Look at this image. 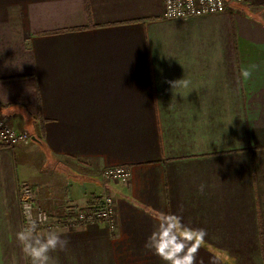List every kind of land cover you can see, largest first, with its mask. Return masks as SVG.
<instances>
[{
	"label": "crops",
	"instance_id": "0c3cea01",
	"mask_svg": "<svg viewBox=\"0 0 264 264\" xmlns=\"http://www.w3.org/2000/svg\"><path fill=\"white\" fill-rule=\"evenodd\" d=\"M162 13L163 0H0V117L36 139L0 145V264H31L22 182L61 219L113 200V231L54 228L70 241L58 264H166L145 246L162 214L207 231L196 264H264V0ZM114 166L127 183L100 178Z\"/></svg>",
	"mask_w": 264,
	"mask_h": 264
},
{
	"label": "clouds",
	"instance_id": "9594fccd",
	"mask_svg": "<svg viewBox=\"0 0 264 264\" xmlns=\"http://www.w3.org/2000/svg\"><path fill=\"white\" fill-rule=\"evenodd\" d=\"M255 68L256 65H251L243 69L242 77L250 78ZM183 83L188 85V81ZM204 189L205 185L201 183L198 191L203 193ZM25 216L28 223L16 234L24 255L30 259L31 264H58L52 254L67 251L70 241L55 229L40 230V226L47 222L45 213L33 215L26 206ZM206 236L205 229L186 226L180 215L162 214L145 246L166 264H196L199 248Z\"/></svg>",
	"mask_w": 264,
	"mask_h": 264
},
{
	"label": "built area",
	"instance_id": "2783aa9c",
	"mask_svg": "<svg viewBox=\"0 0 264 264\" xmlns=\"http://www.w3.org/2000/svg\"><path fill=\"white\" fill-rule=\"evenodd\" d=\"M248 0H163L162 17L165 20H187L206 15L224 12L229 4H245ZM32 138L26 131L15 130L3 118L0 117V145L14 147L17 145H28ZM105 180L125 183L130 173L122 166H114L102 172ZM20 200V211L22 222L26 225L28 220L25 216L26 206L30 208L33 215L45 213L47 222L40 226L41 229H54L65 225L67 228L83 226L88 224H106L110 230H115L114 203L109 197H102L96 205L83 210L68 211L65 218L61 219L49 214L38 206L31 186L22 182L18 186Z\"/></svg>",
	"mask_w": 264,
	"mask_h": 264
},
{
	"label": "rangeland",
	"instance_id": "374dc122",
	"mask_svg": "<svg viewBox=\"0 0 264 264\" xmlns=\"http://www.w3.org/2000/svg\"><path fill=\"white\" fill-rule=\"evenodd\" d=\"M129 172V171H128ZM130 173V172H129ZM100 178L102 179V180H104V178L102 177V174L100 175ZM129 179H130V177H129ZM129 179L125 182V183H127L128 181H129ZM67 228V227H66Z\"/></svg>",
	"mask_w": 264,
	"mask_h": 264
},
{
	"label": "water",
	"instance_id": "95a60500",
	"mask_svg": "<svg viewBox=\"0 0 264 264\" xmlns=\"http://www.w3.org/2000/svg\"><path fill=\"white\" fill-rule=\"evenodd\" d=\"M35 140H36V139L33 137V138H32V141H35Z\"/></svg>",
	"mask_w": 264,
	"mask_h": 264
},
{
	"label": "trees",
	"instance_id": "16d2710c",
	"mask_svg": "<svg viewBox=\"0 0 264 264\" xmlns=\"http://www.w3.org/2000/svg\"><path fill=\"white\" fill-rule=\"evenodd\" d=\"M94 205V204H93ZM93 205H91V206H93ZM91 206H89V207H91Z\"/></svg>",
	"mask_w": 264,
	"mask_h": 264
}]
</instances>
